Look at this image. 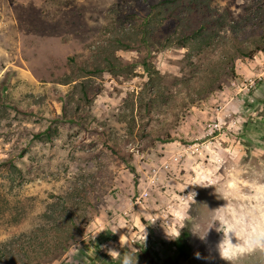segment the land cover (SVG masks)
<instances>
[{
  "label": "rangeland",
  "instance_id": "374dc122",
  "mask_svg": "<svg viewBox=\"0 0 264 264\" xmlns=\"http://www.w3.org/2000/svg\"><path fill=\"white\" fill-rule=\"evenodd\" d=\"M160 1L0 0V264H264L207 233L264 227V0H202L204 32L153 50L133 33Z\"/></svg>",
  "mask_w": 264,
  "mask_h": 264
},
{
  "label": "trees",
  "instance_id": "16d2710c",
  "mask_svg": "<svg viewBox=\"0 0 264 264\" xmlns=\"http://www.w3.org/2000/svg\"><path fill=\"white\" fill-rule=\"evenodd\" d=\"M200 1L203 2L202 0H163V1H160V3L155 4L153 6L152 12L146 18L143 19V22H142L143 25L141 26V28H139L137 31H135V33H133V35L135 36V39L138 40L141 37L140 38L141 41H143L149 48L153 50L155 47V42L161 45L160 49H164L172 45L185 46L190 39L196 38L198 37V35L202 34L204 32V28H203V25H199V27L196 28V31L190 30V28H188L187 25L184 24V19H185L186 14L183 13L182 10L185 9V11L196 13V10L199 6ZM174 3H176V6L172 9V12H170L169 14H166L165 8H167V6L171 7V4H174ZM171 17H177L179 20H181L182 27L179 26L176 32H173L170 35H168L166 41L162 43L160 40L161 38L160 34L158 33L160 25L163 23L164 20H167L168 18H171ZM204 20L207 22V24L210 21L208 19V16H207V20L202 19V21ZM151 39H153L152 42H151ZM128 46L130 45L121 43L120 46H118V48L125 49V47H128ZM256 53H257L256 51L250 52L248 56L253 57ZM102 61L104 63H107V65H109L107 68L109 71L116 72L115 68L118 67V65L113 64L112 60H110V57L108 55H106V57ZM73 81L74 79L68 78L66 80V83H71ZM87 83L88 81L84 79V80H80L76 85L78 90L81 91V93L84 95L85 98L89 96V92H88L89 90H88ZM70 110L72 111V108H70ZM65 113L68 114L67 108H65ZM11 166L12 168H15V169L17 168L15 164H12ZM132 169L133 171L135 170V168H132ZM187 235L188 233L186 231L180 235V237L178 238V241H176V244H175L176 247H179L180 244L185 241V237ZM6 255L9 256V258H12L13 253L12 251L8 250Z\"/></svg>",
  "mask_w": 264,
  "mask_h": 264
},
{
  "label": "clouds",
  "instance_id": "9594fccd",
  "mask_svg": "<svg viewBox=\"0 0 264 264\" xmlns=\"http://www.w3.org/2000/svg\"><path fill=\"white\" fill-rule=\"evenodd\" d=\"M195 185L202 184L197 183ZM213 227L216 228L217 232L222 233V238L217 247L221 256L225 259H229L230 253L233 252H244L246 250L250 251L256 247L264 248V227L249 228L246 230L245 218L243 216H236L234 214L221 211L213 217V222L211 226H209L207 233ZM101 231L92 233V240H95L96 235ZM167 234L172 238H179L178 234H172L168 230ZM199 236L201 239H205L207 234ZM234 238L236 241L235 243L233 242ZM197 258H199V253H197ZM122 264H137V255L136 258L133 259V254L131 252L124 253Z\"/></svg>",
  "mask_w": 264,
  "mask_h": 264
},
{
  "label": "built area",
  "instance_id": "2783aa9c",
  "mask_svg": "<svg viewBox=\"0 0 264 264\" xmlns=\"http://www.w3.org/2000/svg\"><path fill=\"white\" fill-rule=\"evenodd\" d=\"M213 127H212V130H213V132L215 131V129L219 126V124H214V125H212ZM210 130H211V128H210ZM147 194V193H146ZM140 201V200H139ZM166 217L163 219L164 220V223L162 224L163 225V227H172V226H174L176 223L173 221V218H168L167 216L168 215H165Z\"/></svg>",
  "mask_w": 264,
  "mask_h": 264
}]
</instances>
